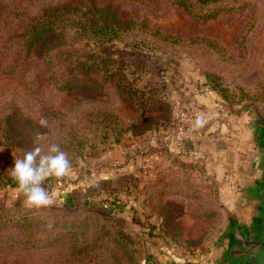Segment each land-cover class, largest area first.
Returning <instances> with one entry per match:
<instances>
[{
	"label": "rangeland",
	"instance_id": "obj_1",
	"mask_svg": "<svg viewBox=\"0 0 264 264\" xmlns=\"http://www.w3.org/2000/svg\"><path fill=\"white\" fill-rule=\"evenodd\" d=\"M1 1L8 8L27 7L31 16L43 7L77 0H33L31 5L28 0ZM82 1L85 6L110 5L127 22L121 34L101 42L66 26L61 35L26 53L23 39L15 32L25 19L23 12L22 17L18 13L0 20V188L6 190L2 189L0 209L11 208L17 216L21 209L14 206L28 207L8 192L17 185L9 174L15 158H23L35 146L47 154L50 145L58 144L68 154L72 169L84 170L111 137L118 142L126 134L109 131L102 137L94 119L99 112L121 116L126 127L150 115L136 102L143 104L152 93L169 103L161 104L162 117H168L175 101L186 106L182 99L173 100L159 91L158 84L152 87L153 78L144 79L150 69L158 78L165 76L167 67H180V78L196 83L201 93H215L228 115H246L249 129L257 135L251 125L253 111L235 115L229 107L239 109L247 101L264 104V0H183L190 9L176 0ZM213 10H219L217 16L202 18ZM101 67L116 73L112 81L105 80ZM194 162L183 173L146 183L143 213L133 205L114 212L103 204L39 207L66 213L68 222H74L70 233L95 245L86 257L63 260L54 254L53 246L5 247L2 233L16 231L13 226L8 230L10 223L0 231V264H147L146 239L162 241L176 254L199 263L209 262L220 250L221 234L231 215L250 219L253 207L244 200L229 205L217 180L204 168L196 171Z\"/></svg>",
	"mask_w": 264,
	"mask_h": 264
},
{
	"label": "crops",
	"instance_id": "obj_2",
	"mask_svg": "<svg viewBox=\"0 0 264 264\" xmlns=\"http://www.w3.org/2000/svg\"><path fill=\"white\" fill-rule=\"evenodd\" d=\"M167 68L165 76L158 75L157 78L155 69H150L143 76L147 82H151V78L155 80L152 87L158 84L159 91L173 100L182 99L186 107L198 111L199 116L186 124L190 140L180 142L173 136L167 143L151 141L153 132L142 138L125 132L118 142L111 137L89 160L84 170L72 169L65 177L44 182L45 188L53 196V204L67 207L103 204L113 212L133 205L142 211L141 206L146 199L144 185L152 180L170 177L173 172L183 173L184 167L192 169L189 162L194 161L190 152L198 156L194 162L196 171L204 168L209 176L217 180L222 197L229 205L236 206L243 202L244 188L259 178L264 168L255 163L257 144L255 135L246 123L247 116L228 115L215 93H201L196 83L188 84L185 78L177 74L180 67ZM198 118L202 121L200 125L196 123ZM143 160L149 161L151 175L141 172ZM16 188L17 185H13L8 192L13 193V199L23 201V194ZM2 189L5 188H0V197L4 193ZM243 221L252 225L251 216ZM145 247L147 264H215L224 249L220 247L209 262L199 263L176 254L162 241L146 239Z\"/></svg>",
	"mask_w": 264,
	"mask_h": 264
},
{
	"label": "trees",
	"instance_id": "obj_3",
	"mask_svg": "<svg viewBox=\"0 0 264 264\" xmlns=\"http://www.w3.org/2000/svg\"><path fill=\"white\" fill-rule=\"evenodd\" d=\"M179 4L185 5L190 9V5L186 1L176 0ZM216 0H205L203 3L214 2ZM27 4H33V0H28ZM110 5L100 6L98 3H92L91 6L83 5L82 0L72 1L69 4L53 7H43L38 13L29 16L27 7L15 5L8 8L2 4L0 0V20L4 17L20 14L24 15L15 32H19V38L23 39L22 46L26 53L36 48L41 43L50 39H55L62 34L63 29L68 26L75 28L78 33L84 36L96 37L101 42H109L114 37L119 36L124 30L126 21H121L116 12H112ZM23 12V15H22ZM219 10L207 11L201 16L204 20L217 16ZM106 74L105 80H110L115 77L111 67H101ZM120 68V67H119ZM126 86V84H125ZM148 93V92H147ZM146 93V94H147ZM152 93V92H151ZM150 93V94H151ZM145 102L142 104L136 102L139 109H146L150 115L143 119L140 123H130L126 127L122 122V118L115 117L113 113H102L95 115V124L99 125L101 136H108L109 131L125 133L134 131L136 136H144L159 129L167 128L173 120V107L170 105L171 113L167 118L162 117V105L169 104L163 98L157 97L152 93L145 97ZM155 101V103L153 102ZM161 112L155 114V112ZM131 121V120H130ZM121 122V123H120ZM142 123V124H141ZM140 124V125H137ZM140 126L144 127L142 132L136 131ZM15 209L20 208L19 215L11 213V208H1L3 211L0 214V231L6 229L10 223L15 227L14 232L5 231L2 233V239L5 247L9 244L11 248L25 250L27 248H40L41 245L47 247H55L57 250L54 254L63 260L73 257L80 260L86 257L89 252L95 249V245L84 243L81 239L76 238L70 233L69 227L74 222H68L66 213L58 214L57 211H63L56 208H21L14 206ZM6 212V213H5ZM11 217V218H10ZM8 223V225H7ZM68 244V248L63 246Z\"/></svg>",
	"mask_w": 264,
	"mask_h": 264
},
{
	"label": "water",
	"instance_id": "obj_4",
	"mask_svg": "<svg viewBox=\"0 0 264 264\" xmlns=\"http://www.w3.org/2000/svg\"><path fill=\"white\" fill-rule=\"evenodd\" d=\"M252 110V128L256 135L255 163L264 167V104L247 101L241 108L229 107L232 114L239 115ZM244 201L251 204L252 225L237 215H231V222L221 234L219 245L223 247L215 264H264V168L261 176L249 183L243 190Z\"/></svg>",
	"mask_w": 264,
	"mask_h": 264
},
{
	"label": "clouds",
	"instance_id": "obj_5",
	"mask_svg": "<svg viewBox=\"0 0 264 264\" xmlns=\"http://www.w3.org/2000/svg\"><path fill=\"white\" fill-rule=\"evenodd\" d=\"M196 123L200 125L202 121L198 118ZM40 124L46 126V121L41 120ZM42 151L40 146H35L23 158H15L14 167L9 170L11 178L17 182L16 190L25 197L22 201L25 207L52 205L53 196L44 187V182L49 177H65L72 170L68 154L58 144L50 145L47 154Z\"/></svg>",
	"mask_w": 264,
	"mask_h": 264
},
{
	"label": "built area",
	"instance_id": "obj_6",
	"mask_svg": "<svg viewBox=\"0 0 264 264\" xmlns=\"http://www.w3.org/2000/svg\"><path fill=\"white\" fill-rule=\"evenodd\" d=\"M199 116L198 111L191 110L184 106L183 103L175 101L173 103V120L171 124L165 129H159L154 131L150 135L151 141H163L167 143L171 137L176 136L180 142L190 140V133L186 127L187 122L197 118ZM161 131V132H160ZM194 161L197 159V154L190 152ZM141 172L146 175H151L150 163L148 160H143L140 165ZM207 262V261H205Z\"/></svg>",
	"mask_w": 264,
	"mask_h": 264
}]
</instances>
